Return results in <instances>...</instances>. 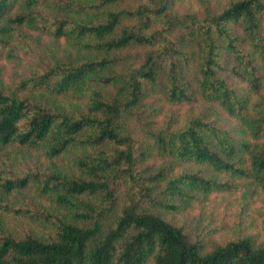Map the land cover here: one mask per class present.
<instances>
[{
  "label": "trees",
  "instance_id": "trees-1",
  "mask_svg": "<svg viewBox=\"0 0 264 264\" xmlns=\"http://www.w3.org/2000/svg\"><path fill=\"white\" fill-rule=\"evenodd\" d=\"M180 1L0 0V264H264V224L206 243L168 220L264 194V0ZM28 32L57 49L4 80Z\"/></svg>",
  "mask_w": 264,
  "mask_h": 264
},
{
  "label": "rangeland",
  "instance_id": "rangeland-1",
  "mask_svg": "<svg viewBox=\"0 0 264 264\" xmlns=\"http://www.w3.org/2000/svg\"><path fill=\"white\" fill-rule=\"evenodd\" d=\"M176 7L180 12H184L192 10L195 5L193 0H181ZM28 33L21 42L18 39L19 43L14 44V49L18 54L15 60L11 63L6 62L7 64L2 63L4 80H12L19 73L29 74L37 70L38 60L30 55L31 46L56 51L57 44L48 37H38L34 33ZM21 34L23 36V33ZM45 61L46 59L43 58V62ZM206 106L210 108L203 103H197L192 107L179 106L175 111L180 115H187L201 112L206 109ZM211 110L214 114L213 118L219 120L218 125L221 128L228 130L234 128V124L218 108ZM187 170L197 173L201 171L198 166H189ZM236 185L238 187L234 192L216 193L207 198L198 196L190 208L168 220L176 225L184 226L188 232L196 230L206 243H223L241 235L261 240L264 224V194L247 180H238Z\"/></svg>",
  "mask_w": 264,
  "mask_h": 264
}]
</instances>
